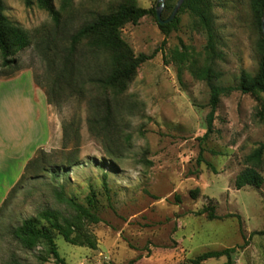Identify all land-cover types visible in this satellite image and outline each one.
<instances>
[{
  "label": "rangeland",
  "instance_id": "rangeland-1",
  "mask_svg": "<svg viewBox=\"0 0 264 264\" xmlns=\"http://www.w3.org/2000/svg\"><path fill=\"white\" fill-rule=\"evenodd\" d=\"M178 1H164L162 18ZM207 1L217 35L214 52L202 22L184 2L167 29L154 15L122 26L121 36L135 54L157 52L140 65L128 89L115 94L89 79L106 72V53L96 57L87 44L79 47L75 87L50 70L45 53L68 46L75 31L121 3L156 9L159 0H54L59 24L36 2L28 7L24 0H4L6 16L28 31L31 44L8 67L0 54V79L18 76L21 86L17 82L27 83L32 75L50 96L52 142L35 152L39 160L24 169L20 188L0 212V264H127L132 259L133 264H196L205 252L232 247L231 264H264V183L234 185L247 165L264 178V95L226 94L212 131L207 123L209 78L229 86L244 73L255 76L264 55L263 34L252 0ZM260 147L262 161L250 162ZM105 173L109 192L103 187ZM56 190L96 210L101 219L84 221L77 244L55 232L64 263L55 262L45 243L28 248L12 234L45 208L71 212ZM206 207L221 218L210 219Z\"/></svg>",
  "mask_w": 264,
  "mask_h": 264
},
{
  "label": "trees",
  "instance_id": "trees-1",
  "mask_svg": "<svg viewBox=\"0 0 264 264\" xmlns=\"http://www.w3.org/2000/svg\"><path fill=\"white\" fill-rule=\"evenodd\" d=\"M24 2L28 7H31L36 2L41 8L46 9L50 13L56 24L60 23L61 13L56 8L54 0H24ZM184 6H188L202 22L207 34V47L214 52L216 49L217 35L214 29L215 25L209 2L207 0H185ZM252 6L261 32L264 0H252ZM147 15H154L157 19L156 9L143 8L127 2L121 3L110 11L98 15L72 34L68 46L63 47L59 51H49L45 53L50 70L53 71L58 78L67 80L68 84L74 85L75 87V72L77 71L75 58L79 47L85 43L96 57L106 53L109 58V67L106 72L102 73V75H99V72H95V75L89 78L90 81L100 83L102 86L114 91L115 94L125 92L130 83L134 80L140 65L152 59L156 55L157 50L151 54H135L132 48L122 38L121 28L127 23L138 24L140 20ZM169 23L160 24L158 22L162 29H167V27L170 26ZM261 36L264 48V38L263 35ZM30 44L31 37L28 31L24 29L22 25L20 26L11 21L6 16L4 0H0V54L2 56V65L8 67L15 63V59L12 58L19 51L29 47ZM208 82L211 90V109L207 117V123L208 131H212L215 112L221 102L222 96L233 91H242L243 93H250L252 95L261 93L264 95V55L261 59L260 67L253 77L247 76L244 73L238 84L229 86L215 85L210 78ZM55 84L57 85L58 83ZM48 100L50 103V96H48ZM107 111L108 115L110 111L109 108ZM107 115L105 118L106 121L108 120ZM208 131L204 135V138L209 135ZM262 152V147L256 149L254 153L248 157V160L250 162H261ZM39 157L38 154L36 156L34 155L26 164L25 170H28L34 162H37ZM197 160L199 163L205 161L201 153ZM207 164L210 168H213L210 162H207ZM24 177L25 175L23 174L11 189L9 196L0 207V212L4 209L12 194L20 188ZM105 179H107L106 173L103 175L102 179L104 180L103 187L109 192L110 188ZM262 183H264V178L257 167L247 165L236 176L234 185L239 189L245 185L260 187ZM197 192V190H193L191 194L197 196ZM55 194L58 201L66 204L71 212L64 214L59 209L45 208L41 210L37 216L23 220L20 225L14 228L12 234L28 248H34L39 243H45L48 246L49 255L54 258L55 262L64 263L65 261L59 255L60 252L55 242V232L61 235L66 242L77 244V236L80 235L81 229L84 228V221L87 219L92 223H98L101 219L96 210H91L89 206H85L77 202L73 197L67 196L64 190H56ZM92 197V200L96 199L94 193ZM93 205L94 203L92 202V206ZM204 211L210 212V219L221 218L215 214V210L212 207H206ZM42 220L45 221V223L40 226L39 222ZM235 250V247H232L219 251L205 252L196 258L194 262L199 264L202 260L226 256L228 259L225 264H231ZM40 259L47 261L45 257H41ZM135 261V259H132L127 264H133Z\"/></svg>",
  "mask_w": 264,
  "mask_h": 264
},
{
  "label": "crops",
  "instance_id": "crops-1",
  "mask_svg": "<svg viewBox=\"0 0 264 264\" xmlns=\"http://www.w3.org/2000/svg\"><path fill=\"white\" fill-rule=\"evenodd\" d=\"M0 79V206L35 152L52 142L50 105L29 76Z\"/></svg>",
  "mask_w": 264,
  "mask_h": 264
},
{
  "label": "water",
  "instance_id": "water-1",
  "mask_svg": "<svg viewBox=\"0 0 264 264\" xmlns=\"http://www.w3.org/2000/svg\"><path fill=\"white\" fill-rule=\"evenodd\" d=\"M164 1L165 0H159L158 5L156 7V16H157V20L160 24H166V23L171 22L174 19L178 9L180 8V6L183 4V2L185 0H179L176 7L174 8L172 14L166 19L162 18V8L164 7ZM262 34L264 37V13H263V17H262Z\"/></svg>",
  "mask_w": 264,
  "mask_h": 264
}]
</instances>
